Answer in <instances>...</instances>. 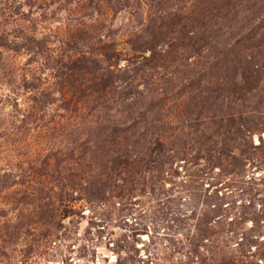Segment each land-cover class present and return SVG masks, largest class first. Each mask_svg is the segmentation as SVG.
Masks as SVG:
<instances>
[{
	"label": "rangeland",
	"instance_id": "obj_1",
	"mask_svg": "<svg viewBox=\"0 0 264 264\" xmlns=\"http://www.w3.org/2000/svg\"><path fill=\"white\" fill-rule=\"evenodd\" d=\"M0 264H264V0H0Z\"/></svg>",
	"mask_w": 264,
	"mask_h": 264
}]
</instances>
